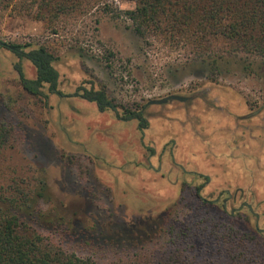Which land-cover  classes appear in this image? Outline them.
Masks as SVG:
<instances>
[{"label": "rangeland", "instance_id": "obj_1", "mask_svg": "<svg viewBox=\"0 0 264 264\" xmlns=\"http://www.w3.org/2000/svg\"><path fill=\"white\" fill-rule=\"evenodd\" d=\"M99 2L55 16L40 0H0V41L48 47L62 93L45 86L43 96L28 95L14 68L19 60L0 47V207L44 180L50 196L31 200L44 216L33 226L103 264L110 254L99 231L172 212L184 188L189 217L209 225L230 215L264 252V59L225 56L211 75L208 61L185 64L181 44L142 41ZM107 2L134 9L129 0ZM21 65L34 79L32 64ZM82 85L103 86L117 104L146 106L149 127L100 112L74 95ZM172 95L190 99L150 104ZM199 185L215 203L195 217Z\"/></svg>", "mask_w": 264, "mask_h": 264}, {"label": "trees", "instance_id": "obj_2", "mask_svg": "<svg viewBox=\"0 0 264 264\" xmlns=\"http://www.w3.org/2000/svg\"><path fill=\"white\" fill-rule=\"evenodd\" d=\"M94 1H100L103 13L113 19L129 20L132 31L144 42L156 39L175 48L181 44L185 64L208 61L211 75L219 70L218 62L225 56L264 59V0H129L134 9L127 11L109 6L107 0H40V4L56 16L64 10L79 12ZM0 47L19 60L14 68L28 95L43 96L45 86L51 94L62 95L54 67L56 57L48 47L2 41ZM22 60L35 68L34 79L24 77ZM74 95L94 102L100 112L113 111L121 121L135 120L141 131L149 127L146 106L117 104L103 86L96 90L82 85ZM203 187L194 188L199 202L193 209L195 217L199 208L215 203L201 197ZM183 192L184 188L170 213L149 217L138 225L115 224L99 231L97 237L110 254L103 264H264V252L228 222L232 216L226 215L220 222L217 218L209 225L189 217L192 210ZM19 196L18 201H8V208L0 207V264H99L70 252L62 244V234L55 240L33 226L40 215L34 214L31 200L50 196L44 180L34 193L21 191ZM201 239L205 242L200 244Z\"/></svg>", "mask_w": 264, "mask_h": 264}, {"label": "water", "instance_id": "obj_3", "mask_svg": "<svg viewBox=\"0 0 264 264\" xmlns=\"http://www.w3.org/2000/svg\"><path fill=\"white\" fill-rule=\"evenodd\" d=\"M190 98H185V97H180V96H168L162 100H158V101H152L150 102L151 105H154V104H163L167 101H171V100H177V101H180V102H186L188 101Z\"/></svg>", "mask_w": 264, "mask_h": 264}, {"label": "flooded vegetation", "instance_id": "obj_4", "mask_svg": "<svg viewBox=\"0 0 264 264\" xmlns=\"http://www.w3.org/2000/svg\"><path fill=\"white\" fill-rule=\"evenodd\" d=\"M187 102V101H186Z\"/></svg>", "mask_w": 264, "mask_h": 264}]
</instances>
